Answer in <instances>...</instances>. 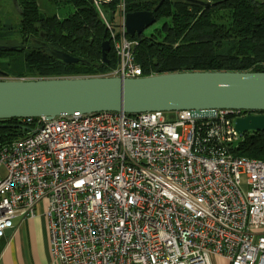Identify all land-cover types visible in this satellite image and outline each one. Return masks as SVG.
<instances>
[{"label":"built area","instance_id":"1","mask_svg":"<svg viewBox=\"0 0 264 264\" xmlns=\"http://www.w3.org/2000/svg\"><path fill=\"white\" fill-rule=\"evenodd\" d=\"M93 1L119 59L107 75L145 76L126 0ZM250 111L18 118L27 134L0 144V238L40 213L60 264H264V159L235 152Z\"/></svg>","mask_w":264,"mask_h":264},{"label":"trees","instance_id":"2","mask_svg":"<svg viewBox=\"0 0 264 264\" xmlns=\"http://www.w3.org/2000/svg\"><path fill=\"white\" fill-rule=\"evenodd\" d=\"M71 6L64 18L48 14L39 0H18L22 14L15 30L21 44H3L0 69L14 79L110 74L117 66L113 47L103 62L102 44L110 38L93 0H49ZM119 0L105 4L114 13ZM127 10L153 11L161 24L137 41L135 59L143 75L190 70H263L264 0H126ZM0 15V39L12 34ZM42 38L85 62L66 64L36 44ZM6 39V38H5ZM4 40H2L3 42ZM2 45V44H1ZM19 59L16 67L9 62ZM14 69V70H13ZM18 118L0 120V144L25 136ZM238 155L264 159V131L244 133L236 142Z\"/></svg>","mask_w":264,"mask_h":264},{"label":"water","instance_id":"3","mask_svg":"<svg viewBox=\"0 0 264 264\" xmlns=\"http://www.w3.org/2000/svg\"><path fill=\"white\" fill-rule=\"evenodd\" d=\"M22 14L18 0H12ZM152 11L126 15L129 36L141 35L155 24ZM38 43L66 64L85 62L64 50ZM5 47L0 44V49ZM109 40L102 44V58L108 63ZM0 120L23 117H55L75 112L124 111L137 114L153 111L191 110L196 116L213 115L216 109L264 112L263 70H190L122 78L108 75L62 76L12 79L0 69ZM239 136L264 131V113L239 117Z\"/></svg>","mask_w":264,"mask_h":264},{"label":"crops","instance_id":"4","mask_svg":"<svg viewBox=\"0 0 264 264\" xmlns=\"http://www.w3.org/2000/svg\"><path fill=\"white\" fill-rule=\"evenodd\" d=\"M39 221L37 217L27 219L0 238V264H60L52 257L47 228L43 233ZM211 261L229 264L227 258L219 255H212Z\"/></svg>","mask_w":264,"mask_h":264},{"label":"rangeland","instance_id":"5","mask_svg":"<svg viewBox=\"0 0 264 264\" xmlns=\"http://www.w3.org/2000/svg\"><path fill=\"white\" fill-rule=\"evenodd\" d=\"M39 3L41 4V8H42V10H44V12H46L48 14H57V15H60L62 18H64L69 12L73 11L71 6H67V5L57 6L55 4H52L49 0H39ZM106 9L110 11V9H108V8H106ZM0 15H1L2 22H3V25L5 26V28L7 29L8 27H12V29H13V33L8 34V38L4 37L3 39H0V44H2V45L6 44V43L18 44V45L21 44L23 42V36L21 33L18 32V30L14 29V28H17L20 24V13L17 10V8L15 7L12 0H0ZM161 22H162V20L157 21L155 24H153L152 26L147 28L144 31V33L149 34L152 31V29L154 27L160 25ZM2 40H4V41L2 42ZM110 44H111V42H110ZM111 48H112V44H111ZM15 62H16L15 65H14V61L9 62L8 67H10V68H12V66L16 67V64H17V62H19V59L17 58L15 60ZM118 63H119V59L117 57V64ZM0 79H2L1 76H0ZM12 79H14V78H12ZM22 80H25V79L22 78ZM163 113H164L165 119H172L174 117L175 112L174 111H164ZM45 206H47L46 201H45ZM35 217L40 218L39 222H40V225H42L41 226L42 232L43 233L46 232L45 231V228H47L46 217L43 215H40V213ZM29 219H32V218H29Z\"/></svg>","mask_w":264,"mask_h":264},{"label":"flooded vegetation","instance_id":"6","mask_svg":"<svg viewBox=\"0 0 264 264\" xmlns=\"http://www.w3.org/2000/svg\"><path fill=\"white\" fill-rule=\"evenodd\" d=\"M39 40H42L43 42H44V40L42 39V38H39V39H37V40H35L36 41V44L37 45H39V46H41L39 43H38V41ZM264 112H259V111H257V112H253V111H250L248 114H263Z\"/></svg>","mask_w":264,"mask_h":264}]
</instances>
